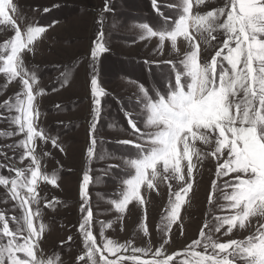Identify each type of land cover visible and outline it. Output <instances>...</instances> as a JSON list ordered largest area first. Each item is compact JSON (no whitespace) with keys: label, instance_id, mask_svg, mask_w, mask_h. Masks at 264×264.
Returning a JSON list of instances; mask_svg holds the SVG:
<instances>
[{"label":"snow or ice","instance_id":"1","mask_svg":"<svg viewBox=\"0 0 264 264\" xmlns=\"http://www.w3.org/2000/svg\"><path fill=\"white\" fill-rule=\"evenodd\" d=\"M151 2L159 14L157 0ZM210 2L178 0L177 19L164 17V24L156 29L148 23L138 25L142 38L158 37V51L166 41L176 49L179 38L187 42L189 50L178 63L164 61L171 65L173 73L166 82L165 92L153 95L143 84L139 86L136 107L143 117V128L138 125L133 110L122 109L133 138L118 139L116 143L135 148L134 158L97 151L101 98L107 95L101 86L97 65L110 51L102 28L97 33L89 54L91 123L85 153L88 170L82 173L79 190L82 201L79 232L83 249L76 259L81 264H128L129 261L131 264H264V0H224L222 6L203 13L198 10ZM102 11H112L111 0H105ZM24 19L13 0H0V26H3L0 32L13 31V36L4 41V53H0V73L6 77V84L18 80L22 85V90L12 99L0 102L3 110L0 121L6 120L15 127V131L0 132V136L21 135L23 138L18 143L3 147L23 149L19 162L29 161L23 168L11 162L3 165L15 175L0 176V186L5 187L8 198L16 201L22 215L12 217L17 224L12 229L6 215L0 213V264H63L56 254L46 257L41 246L46 226L41 220L40 205L43 201L44 207L55 209L61 202L55 198L46 200L41 195V181L54 187L59 184L57 174L49 175L42 168L43 156L49 153L41 156L36 150L38 139L44 142L50 139L54 147H60L59 138L49 137L37 124L40 112L35 101L43 89L38 91L34 87L37 76L24 62L25 54L34 51V42L46 31V26L28 24L22 29L20 22ZM97 23L102 25L103 21ZM202 45L214 48V54L202 59ZM145 63L151 66L153 61ZM103 143L99 141L100 145ZM197 143L212 146L211 151L202 152ZM4 155L9 161L14 159L7 157V153ZM208 158L216 162V178L211 182L208 203L225 201L219 207L229 214L213 216L215 223L206 221L200 238L183 253L168 255L161 245L149 259L148 248L134 247L131 242L119 244L105 238L102 246L97 245L92 231L94 212L89 193L93 180L91 165L95 160L120 161L101 169V178L114 169L134 173L131 178L122 179V198L114 201L115 211L120 214L131 202L145 203L142 187L153 189L158 180L182 182L181 190L174 193L175 198L170 202L162 229L167 237L172 225L179 220L185 197L193 189L197 163ZM253 219L259 226L245 240L220 242L213 238V233H220L222 229H225L224 235L231 234L233 229H247ZM106 226L112 227L111 223ZM104 228L101 222L102 236ZM141 230L148 235L145 226L142 225ZM71 240L69 236L68 241ZM167 243L168 239L164 238V244ZM105 252L110 253L111 258L104 255ZM176 256L183 258L177 262Z\"/></svg>","mask_w":264,"mask_h":264},{"label":"rangeland","instance_id":"2","mask_svg":"<svg viewBox=\"0 0 264 264\" xmlns=\"http://www.w3.org/2000/svg\"><path fill=\"white\" fill-rule=\"evenodd\" d=\"M13 3L25 18L20 22L22 29L28 24L46 26V31L34 42V51L25 54L24 62L25 67L37 76V85L34 87L38 91L43 89V93L35 101L40 112L37 124L49 137H58L60 144V147H54L50 139L48 142L38 139L36 142L38 154L43 156L44 152L49 153L48 156H43V170L49 175L57 174L59 184V187H54L41 181V195L46 200L55 198L61 202L55 209L44 207L43 201L40 205L41 220L46 226L41 246L46 257L56 254L63 264H81L76 257L82 254L83 249L79 232L82 215L79 190L82 173L88 170L85 153L91 123L88 87L91 78L90 48L102 28L110 51L102 56L97 65L101 86L107 93L101 98L102 115L97 125V151L102 150L106 155L134 158L135 148L116 143L118 139L133 138L122 109L133 110L138 125L143 128V117L138 114L140 109L136 107L139 86L143 84L153 95L165 92L166 82L173 73L171 65L164 61L178 63L189 50L187 42L179 38L176 49L172 48L170 41H166L162 50L158 51V37L142 38L138 25L148 23L156 29L164 24V17L177 19L175 5L178 0H157L159 14L154 11L151 0H111L112 11L108 13L102 11L105 0H13ZM223 3L224 0H211L206 7L201 6L198 10L203 13L222 6ZM45 9L49 11L46 12ZM98 20H102L103 24H98ZM171 22L169 20L168 24ZM12 36L11 29L0 32V53H4V41ZM201 48L202 59L214 54V48H205L203 45ZM146 60L153 61L151 66L145 63ZM21 90L22 85L18 80L6 84V77L0 73V102L12 99ZM2 112L0 109V113ZM13 131L14 126L6 120L0 121V132ZM22 138L21 135L11 138L0 136V176H11L13 172L9 173L4 166L2 169V165L10 162L15 167H27V159L23 164L19 162L23 149L3 147L16 144ZM100 140L104 141L103 145L99 144ZM197 147L202 152H210L212 146L197 143ZM4 153L14 159L9 161ZM119 162L97 159L91 165L93 180L90 182L89 193L94 212L92 231L98 246L103 245L105 238L119 244L131 242L134 247L148 248L149 259L152 258L151 253L161 245L168 255L183 253L188 245L200 238V231L206 221L215 223L213 216L229 214L219 207L225 201L219 200L213 205L208 203L211 182L216 178V162L211 158L205 159L197 163L193 189L185 197L179 220L172 225L165 237L162 229L170 202L175 198L174 193L181 190L182 182L158 180L153 189L142 187L141 194L145 203L141 205L131 202L125 212L120 214L115 211L114 201L122 198V179H129L134 173L132 170L114 169L108 176L101 178L100 171L110 163ZM186 163L184 161L185 165ZM0 213L6 215L12 229L17 227L12 217L22 215L16 201L8 198L4 186H0ZM101 222L105 224L103 236ZM108 223H111V228L106 226ZM142 225L147 228L148 235L141 230ZM258 226L256 219H253L252 225L247 229H233L228 235H224L225 229H222L220 233H213V238L220 242L245 240L255 233ZM69 236L72 237L71 241H68ZM164 238L168 239L167 244H164ZM104 255L111 258L110 253L105 252ZM137 256L143 259L141 254L138 253ZM182 258L174 257L177 262Z\"/></svg>","mask_w":264,"mask_h":264},{"label":"trees","instance_id":"3","mask_svg":"<svg viewBox=\"0 0 264 264\" xmlns=\"http://www.w3.org/2000/svg\"><path fill=\"white\" fill-rule=\"evenodd\" d=\"M0 166H1V165H0ZM2 167H3V165H2ZM2 169H4V167H3ZM9 173H11V172H9ZM11 175H15V173L13 172Z\"/></svg>","mask_w":264,"mask_h":264}]
</instances>
